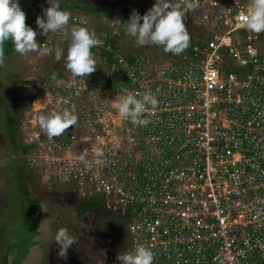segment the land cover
Here are the masks:
<instances>
[{
  "label": "built area",
  "instance_id": "2783aa9c",
  "mask_svg": "<svg viewBox=\"0 0 264 264\" xmlns=\"http://www.w3.org/2000/svg\"><path fill=\"white\" fill-rule=\"evenodd\" d=\"M249 2L199 0L185 16L194 41L170 57L153 45L117 47L125 29L108 17L90 78L47 73L18 84L26 100L49 96L53 110L75 105L78 124L54 141L34 128L53 110L33 104L18 131L44 191L65 187L95 207L101 197L106 212L126 218L128 242L106 253L107 264L138 245L155 253L154 264H264V33L243 23ZM29 26L48 56L59 43L67 53L63 32L40 35L36 19ZM69 26L89 23L74 14ZM129 92L158 99L147 126L120 117ZM85 152L90 166L79 160Z\"/></svg>",
  "mask_w": 264,
  "mask_h": 264
},
{
  "label": "rangeland",
  "instance_id": "374dc122",
  "mask_svg": "<svg viewBox=\"0 0 264 264\" xmlns=\"http://www.w3.org/2000/svg\"><path fill=\"white\" fill-rule=\"evenodd\" d=\"M73 1L62 0L61 6L67 10L69 6H72ZM39 2V0H18L22 10L27 14L28 22L31 16H34L31 11L36 8ZM155 2L156 0H112L111 3H107V6L113 9L120 7L122 10L118 13L119 16L115 17L119 21L123 19V22L125 21L124 25L122 24L125 30H122L119 41L121 49L130 47L139 49L141 47L136 44L134 38L126 35L127 21L133 9L143 16ZM29 6H33L30 12H28ZM191 30L195 31V34L198 32L197 28L191 27ZM188 31L191 36V44L194 41V34L189 29ZM95 32L98 36V32ZM201 34H203V30H201ZM8 42L11 44V47L9 46L11 52L9 56L6 55L0 83L6 87L4 94L9 101H12L11 109L13 108V111L7 112L0 106V264H102V262L107 264L104 259L87 263L80 255L79 250L72 247L68 250L66 258L59 257V246L54 241L55 234L59 229L65 228L74 236H83L82 229L88 227L89 237H101L106 245V253L110 254V252L119 251L128 242L126 218L104 210L103 215L96 214L93 223L88 218L89 222L84 224L82 216L75 215L74 206L71 205V201L76 200L75 194L65 187L59 188L60 193L51 194L44 191L40 186L39 171H33L31 166L26 163V153L22 156L17 154L14 158L8 140L9 126L7 120L16 111L18 118L21 119L29 112L31 104L44 111L54 109V105L49 103V96H44L41 99L33 97L24 99L23 91L18 84L30 77L32 79L42 77L49 70H52L53 75L58 74V71L64 69L65 60L61 59L57 62L55 55L40 57L37 53L22 57L14 51V46L10 40L5 44ZM61 46L62 44L59 43L56 48ZM151 48L153 53L160 51L165 57L173 55L172 53H165L160 46L153 45ZM14 81H16L15 84ZM19 99L25 103L18 102ZM34 128L39 130L38 124ZM21 134H18L19 145L23 147L24 140L21 139ZM92 201L97 204L95 209H104L101 197H96ZM115 238L118 239L117 243Z\"/></svg>",
  "mask_w": 264,
  "mask_h": 264
},
{
  "label": "clouds",
  "instance_id": "9594fccd",
  "mask_svg": "<svg viewBox=\"0 0 264 264\" xmlns=\"http://www.w3.org/2000/svg\"><path fill=\"white\" fill-rule=\"evenodd\" d=\"M49 7L43 9V17L36 19L40 35L49 36L63 32L68 40L67 54L63 48L57 47L54 55L59 62L65 60V68L73 77L88 79L97 69V60L92 49L103 46L94 30L87 27L73 26L69 28L72 14L61 10V0H47ZM199 7V0H156L155 4L143 16L135 9L127 21L126 35L134 38L139 46L154 45L163 48L165 53L180 55L190 47L191 36L185 24L187 12H194ZM246 29L257 35L264 33V0H250L247 11L241 13ZM142 21V23H141ZM29 24V23H28ZM37 31L26 24V13L18 0H0V67L6 62L5 42L11 41L14 51L22 57L31 53L41 56L52 55L53 50L44 44L37 43ZM115 71V70H114ZM158 99L150 92L132 93L121 96L117 104L120 117L130 120L133 125L147 126L149 120L143 118L144 113L155 110ZM75 105L71 109L53 110L38 117V126L49 141L66 135L68 129L78 124ZM95 155L97 164L104 165L105 153L97 148ZM87 152L80 155L79 160L87 166ZM54 241L59 246L58 256L66 258L68 250L80 242L78 236L61 228L55 234ZM119 264H154L155 253L144 245H138L133 252L119 253L116 257ZM103 264V262H102Z\"/></svg>",
  "mask_w": 264,
  "mask_h": 264
},
{
  "label": "crops",
  "instance_id": "0c3cea01",
  "mask_svg": "<svg viewBox=\"0 0 264 264\" xmlns=\"http://www.w3.org/2000/svg\"><path fill=\"white\" fill-rule=\"evenodd\" d=\"M39 1L40 2L36 6V11L33 12L34 16H31L29 22L31 20L37 19L38 16L43 17V9L49 7V5H47L48 4L47 0H39ZM111 2H112V0H76V1L72 2V4H71L72 6H69V8L67 10L69 12H71L72 15L79 14V15L86 17V19L90 23L88 29L97 31L98 35H99V34H104L106 32L105 31V28H106L105 24L102 22L105 19H107L108 17H116L117 14L120 13V11H122L120 9V7L113 9V8L107 6V3H111ZM65 9L66 8L64 6H61V10L67 11ZM99 9H102L103 11L98 13ZM114 12L117 14H115ZM53 70H56V69H53ZM51 71L52 70L47 71L46 74L47 73L52 74ZM63 73L64 74L65 73L70 74V72H68L65 67L62 71L61 70L58 71L59 75H61Z\"/></svg>",
  "mask_w": 264,
  "mask_h": 264
},
{
  "label": "flooded vegetation",
  "instance_id": "af4514ba",
  "mask_svg": "<svg viewBox=\"0 0 264 264\" xmlns=\"http://www.w3.org/2000/svg\"><path fill=\"white\" fill-rule=\"evenodd\" d=\"M70 203V201H69ZM91 203L89 202H81L79 200H72L71 205L74 206V212L77 216H82L83 223H88V218L92 220L91 223L94 222L96 214L103 215L104 209H95L91 208V210H85L84 213H81L83 206H91ZM88 227H85L82 229L83 236H78L80 239V242L72 246V248H76L79 250L80 255L86 261L87 263H93L95 261H102L106 255V245L104 244L101 237H89L90 231H87ZM87 235V236H86ZM95 236V235H94ZM117 238H115V242L117 243ZM80 246V247H79ZM94 264V263H93Z\"/></svg>",
  "mask_w": 264,
  "mask_h": 264
},
{
  "label": "trees",
  "instance_id": "16d2710c",
  "mask_svg": "<svg viewBox=\"0 0 264 264\" xmlns=\"http://www.w3.org/2000/svg\"><path fill=\"white\" fill-rule=\"evenodd\" d=\"M32 7L33 6H29L28 7V10H29L28 12H30L32 10ZM34 11H36V8H34L31 12H34ZM101 11H103V10L99 9L98 13H100ZM115 14H117V13H115ZM117 15L119 16V14H117ZM26 17H27V14H26ZM123 20H121L120 22L124 25L125 21L123 22ZM27 22L28 21L26 19V24L28 25ZM115 44H116L117 47L119 46L116 42H115ZM10 45H11L10 42L5 44V48L8 47L7 50L5 51V56L6 55L9 56V54L11 52V48H10L11 46ZM2 68L3 67H0V77L3 74V72H4V71H2ZM15 83H16V81H14V84ZM4 88H6V87H3V85L0 83V101H1V105L0 106H2L3 109H5L7 112H10V111H13L12 110L13 108L11 109V107L13 106V103H12V101H9V99L5 96ZM7 122H8L7 125L9 126L8 127V129H9L8 130V140L10 142L12 154H13L14 158H16L17 154L22 156V154H25L28 151V149H27L28 147H24V146L20 147V145H19L20 144V139H19V136H18V134H19L18 128H19V124H20V117L18 118L17 111L15 112V114H13V116L11 118H8ZM88 204H89V202H88ZM90 205L91 206H83L82 210L80 212L84 213L85 210H88V209L91 210V208L95 207L94 203H91Z\"/></svg>",
  "mask_w": 264,
  "mask_h": 264
}]
</instances>
